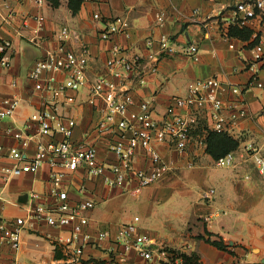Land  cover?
<instances>
[{
	"label": "crops",
	"instance_id": "crops-1",
	"mask_svg": "<svg viewBox=\"0 0 264 264\" xmlns=\"http://www.w3.org/2000/svg\"><path fill=\"white\" fill-rule=\"evenodd\" d=\"M242 1L245 0H45L39 5L35 0H0V43L11 44L10 67L0 65V103L6 98L21 100L17 113L0 126V146L4 148L0 155V215L9 223L27 221L21 248L16 251L6 245L1 247L0 264H151L135 251L126 253L116 243L119 228L133 223L135 217L140 218L141 233L169 249L170 262L166 264H184L181 255H195L199 264H264V166L256 162L257 157L264 161V90L250 85L252 75L248 70L255 61L254 32L259 33L264 46V9L258 10L259 16L249 27L242 28L236 23L237 6ZM160 13L165 15L162 25L156 20ZM95 15H100V20ZM41 16L45 21L38 31L35 18ZM116 18L129 22V35L117 34L103 40L101 34ZM63 27L72 32L67 40L70 49L77 53L87 49L89 82L80 91H69L57 103V112L77 122L73 142H96L105 161L115 160L107 151V141L87 138L102 116L103 103L91 105L88 100L95 80L108 75L107 62L116 47L129 60L140 57L141 70L147 66L148 55L159 51L163 35L181 46H198L199 62L180 53L167 56L160 61L156 73L145 76L144 86L137 81L128 84L136 103L150 101L159 119L173 97L187 95L190 83L211 77L240 87V95L228 91L224 100L226 105L238 103L248 112L230 135L238 144L232 168H218L216 159L203 151H192L182 159L159 146L162 156L176 163L175 169L138 196L108 188L101 179L89 178L84 169L68 174L63 190L71 202L87 199L96 203L85 214V231L92 239L79 262H74L73 252L57 241L58 237L69 236L71 227L58 229L29 220L33 208H52L56 204L49 197L50 166L45 164L38 173H24L9 180L2 172V168L16 164L8 157L10 149H20L31 157L40 141L50 140L41 138L38 125L31 121L33 114L49 101L44 100L29 74L49 52L58 49ZM150 41L152 47L148 45ZM261 76L264 79L263 73ZM48 78L55 84L65 80L63 73L52 72L44 74L40 83ZM199 123L200 132L211 125L207 112L200 116ZM8 128L30 136L29 146L23 147L21 141L9 136ZM56 140L62 137L56 136ZM187 160L195 161L193 169L185 167ZM135 166L148 168L150 160L141 154ZM211 189L216 191L215 196L203 200V194ZM34 193H40L42 199L34 202ZM175 203L179 205L174 208L171 204ZM98 232H108L110 236L100 241Z\"/></svg>",
	"mask_w": 264,
	"mask_h": 264
},
{
	"label": "built area",
	"instance_id": "built-area-1",
	"mask_svg": "<svg viewBox=\"0 0 264 264\" xmlns=\"http://www.w3.org/2000/svg\"><path fill=\"white\" fill-rule=\"evenodd\" d=\"M42 5L45 0H35ZM264 9L263 0H245L237 6L236 23L244 28L249 27L259 16L258 10ZM100 20V15H95ZM42 29L45 18H35ZM156 20L164 24L165 15L160 13ZM129 22L124 18H116L108 24L101 34L103 40H111L114 35H129ZM72 36L68 27H63L59 33L60 45L57 50L49 52L47 57L39 61L31 70L29 78L37 82V90L43 93L44 100L49 103L46 107L31 117V121L39 127V136L49 138L48 142L40 141L33 156L26 152L12 148L8 157L14 159L13 167H4L2 172L6 180L19 177L24 173H38L41 167L48 164L50 172L49 197L55 200L52 208L39 206L30 212L29 220L45 222L58 229L71 227L67 237H58L57 241L63 243L74 254V262L81 261L84 249L92 237L87 234V211L96 207L92 200H82L73 204L67 191L63 190V183L68 174L84 169L89 178L101 179L110 189H123L132 195L138 196L143 190L150 188L161 181L168 173L174 171L175 164L167 161L160 153L158 147L164 146L177 155L186 158L193 151L207 153L208 137L210 133L232 135L241 119L248 116L247 110L240 104L226 105L224 95L230 91L233 95H240L242 89L235 85H226L216 77L199 79L190 83L188 93L184 97H173L162 116L157 118L156 111L150 101L136 103L133 89L129 83L138 82L139 86L146 84L145 76L156 73L160 61L167 56L177 53L183 54L194 62H199V48L195 44L181 46L171 37L163 35L159 39L160 49L148 55L147 66L139 70L140 57L129 60L123 56V50L116 47L113 58L107 62V76L99 77L91 86L88 102L96 105L103 103V113L96 125L87 133V138L105 139L107 151L115 157L113 162L105 161L100 157L99 148L88 139L73 142L77 122L74 119H65L57 112V103L67 97L69 91H80L87 87L88 53L83 48L81 53L70 49L67 40ZM257 44L252 49L254 62L248 70L252 78L250 85L264 90V46L259 33H253ZM150 47L153 42L148 43ZM11 44L0 43V65L10 67L8 50ZM234 48V46H231ZM60 72L65 80L55 84L50 78L44 84L40 83L44 74ZM50 96V99L47 98ZM21 105L17 97L6 98L0 103V126L7 119L13 117ZM208 113L211 125L200 132L199 119L203 113ZM6 133L14 139L21 141L23 147H28L31 137L25 136L22 130L8 128ZM56 136L62 140L57 141ZM4 148L0 146V155ZM145 154L150 160V166L139 169L135 166L137 157ZM260 166H264L261 158H256ZM236 154L229 153L216 161V166L222 169L234 167ZM185 167L193 169L195 161L187 160ZM264 167L262 168L263 171ZM83 191V189H82ZM216 191H206L202 198L212 200ZM40 193L32 194L34 202L42 199ZM140 218L135 217L133 223L122 225L116 236V243L121 245L125 252L135 251L142 259L151 264H166L170 262L169 250L152 237L139 230ZM27 221L17 220L9 223L0 215V248L4 245L13 250L22 246V235ZM110 236L108 232H98L100 241ZM15 264H49L41 262H16Z\"/></svg>",
	"mask_w": 264,
	"mask_h": 264
},
{
	"label": "trees",
	"instance_id": "trees-1",
	"mask_svg": "<svg viewBox=\"0 0 264 264\" xmlns=\"http://www.w3.org/2000/svg\"><path fill=\"white\" fill-rule=\"evenodd\" d=\"M238 149V144L229 135L210 133L208 137L207 153L212 155L216 160L232 153ZM184 264H199V258L195 255H181Z\"/></svg>",
	"mask_w": 264,
	"mask_h": 264
},
{
	"label": "rangeland",
	"instance_id": "rangeland-1",
	"mask_svg": "<svg viewBox=\"0 0 264 264\" xmlns=\"http://www.w3.org/2000/svg\"><path fill=\"white\" fill-rule=\"evenodd\" d=\"M217 161V160H216ZM178 201V200H177ZM177 205H179V203H175L174 205H172L171 204V206H173L174 208L177 206ZM164 214V212L162 213V215ZM175 222H177V221H175ZM168 249V248H167ZM169 250V249H168Z\"/></svg>",
	"mask_w": 264,
	"mask_h": 264
}]
</instances>
